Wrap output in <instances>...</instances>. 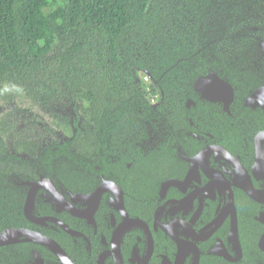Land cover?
I'll return each instance as SVG.
<instances>
[{
    "label": "flooded vegetation",
    "instance_id": "flooded-vegetation-1",
    "mask_svg": "<svg viewBox=\"0 0 264 264\" xmlns=\"http://www.w3.org/2000/svg\"><path fill=\"white\" fill-rule=\"evenodd\" d=\"M260 16L209 18L202 39L191 28L174 89L140 73L143 106L125 136L96 137L91 153H67L64 165L49 152L53 144L75 151L84 139L15 121L26 134L6 138L16 167L7 179L24 199V222L9 228L40 234L61 251L35 241L1 246H12L11 264H264ZM70 123L75 133L82 126ZM39 182L32 221L24 205Z\"/></svg>",
    "mask_w": 264,
    "mask_h": 264
},
{
    "label": "trees",
    "instance_id": "trees-1",
    "mask_svg": "<svg viewBox=\"0 0 264 264\" xmlns=\"http://www.w3.org/2000/svg\"><path fill=\"white\" fill-rule=\"evenodd\" d=\"M251 12L264 19V0H0V232L24 222V199L7 179L16 167L6 138L26 134L15 121L45 124L53 138L84 139L75 151L53 144L58 165L67 153H91L96 137L125 136L143 106L140 73L174 89L191 28L202 39L209 18L231 16L235 24ZM71 120L82 123L76 133ZM9 250L0 264H11Z\"/></svg>",
    "mask_w": 264,
    "mask_h": 264
},
{
    "label": "water",
    "instance_id": "water-1",
    "mask_svg": "<svg viewBox=\"0 0 264 264\" xmlns=\"http://www.w3.org/2000/svg\"><path fill=\"white\" fill-rule=\"evenodd\" d=\"M40 184L41 182L32 185L31 189L27 193V199L24 205V214L29 220L32 221H36V220L31 218V216L28 213L30 212L34 193ZM20 238H23V240ZM21 241H35L37 243L50 247L56 252L61 251V249L52 240L29 230L8 228L0 232V247L5 245H11Z\"/></svg>",
    "mask_w": 264,
    "mask_h": 264
}]
</instances>
